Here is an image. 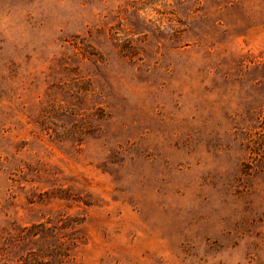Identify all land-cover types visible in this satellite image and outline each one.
Returning <instances> with one entry per match:
<instances>
[{
    "label": "rangeland",
    "instance_id": "rangeland-1",
    "mask_svg": "<svg viewBox=\"0 0 264 264\" xmlns=\"http://www.w3.org/2000/svg\"><path fill=\"white\" fill-rule=\"evenodd\" d=\"M0 264H264V0H0Z\"/></svg>",
    "mask_w": 264,
    "mask_h": 264
}]
</instances>
